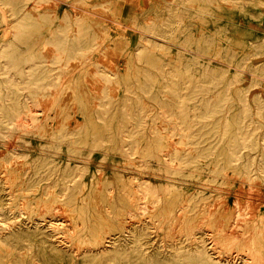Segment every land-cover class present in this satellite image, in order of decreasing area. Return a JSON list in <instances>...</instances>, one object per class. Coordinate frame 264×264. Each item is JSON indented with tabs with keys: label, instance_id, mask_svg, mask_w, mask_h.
I'll use <instances>...</instances> for the list:
<instances>
[{
	"label": "rangeland",
	"instance_id": "374dc122",
	"mask_svg": "<svg viewBox=\"0 0 264 264\" xmlns=\"http://www.w3.org/2000/svg\"><path fill=\"white\" fill-rule=\"evenodd\" d=\"M22 2V11L27 15L31 14V20L37 18L38 5L49 11L52 17L42 20L37 28L22 29L17 24L20 18L0 0V65L8 71L4 75H12L23 81V77L21 79L19 76L28 77L27 70L31 62H36L33 71L36 78L44 63L51 69V81L49 86L43 88L38 87L42 82L40 80L29 78L23 81L19 92L28 96L25 97L29 100L30 112L20 117L22 121L18 118L19 122L16 120L10 124L8 136L0 135L1 223L37 221L45 225L49 239L61 238L59 243L69 244L76 250V240H69L67 232H56L53 236L50 222L56 219L57 223L62 222L68 227L71 222L68 210L76 205H84L90 213L85 223L95 226L94 229L101 227L94 232V236L92 235L96 239L94 242L101 238L107 246L115 243L121 246L133 245L132 234L137 231L136 227L144 226L147 222L143 233H136L135 239L137 241L139 237L147 254L158 253L161 258H169L175 254L192 251L195 245L206 244L216 260L240 261L246 258L250 248L249 240L246 241L245 238L253 236L257 232V225L264 221V172L258 169L259 164L264 162V118L258 115L264 114V105L258 107L253 104L257 95L261 96L264 102V0H183V3L179 0ZM66 13H77L80 16L84 21L82 28L88 31L87 41L91 42L82 45L77 54L64 60L63 64L54 56L57 40L49 41L46 36L50 30L57 32L58 28L64 29L59 22L66 18ZM174 13L178 14L174 16L178 18V22L167 26L166 21L172 18ZM19 34L22 35L18 36ZM204 42L206 46L210 45L206 51L202 47ZM154 43L158 46L153 47ZM198 46L201 54L191 56L192 52L198 51ZM58 48L60 49V46ZM52 51L53 57H49ZM31 54L33 56H30ZM201 60L228 68L226 80L234 72L237 73L238 78L230 85L233 101L223 107L217 116L212 117L210 124L217 123V132L220 133L224 117L218 119V116L226 114V122L231 125L229 133L235 134L238 131L236 123H243L242 130L249 145L238 147L240 159L226 164L223 172L199 168L198 165L173 172L158 163V138L148 126L152 123L170 124L171 121L164 117L162 111L166 108L175 110L176 107L174 104L162 107V104L167 102L158 104L154 101L152 92L165 99L168 97L163 94L174 93L172 89L165 87L168 67L177 69L176 73L182 84H196ZM188 65L191 66V71L186 68ZM1 78L2 75L0 80ZM225 82L211 89L210 97L223 89ZM99 84L105 85L106 95L103 99L92 96L100 92ZM149 84L153 87L147 88ZM113 88L115 91L112 92ZM237 89L246 92L251 103L249 106L243 107L237 100ZM45 99H48L47 102L51 105L47 102L42 105ZM99 101L101 103L96 104ZM181 112L184 115L192 114L189 106L183 107ZM242 114L246 116H238ZM140 116L141 119H138ZM76 121L80 123L78 126L75 125ZM138 123L144 124L145 128L133 129V137L123 135L124 126ZM2 125L0 121V127ZM70 128L75 132L73 136L62 139L60 144L57 143L56 141L61 139L53 137V132L58 133ZM69 140L74 141L70 146L67 143ZM121 141H129L130 146L135 144L138 151L125 154L110 147ZM225 141L212 148L209 157L216 159L221 155L228 156V153L223 152L228 146ZM12 146L16 148L13 149ZM55 146L60 149L56 151ZM70 147L75 148L76 157L69 156ZM37 155L40 156L37 159L49 163L46 165L47 170L42 169V181L38 188L35 191L30 190V196L36 198L33 201L34 206L41 211L51 208L50 213L44 212L43 216L20 209L27 196L22 186L31 185L29 181L27 184L20 183L26 178L23 173L28 170L33 173V169L24 168L26 165L37 163ZM69 158L73 164L80 166L76 171V174L80 173V177L76 176L80 181L70 184L73 190L68 194L70 197L83 196L84 200L55 198L58 192L54 191L53 200L37 198L46 196L40 191L52 182L53 176L61 174L60 169L53 165L56 162L62 165ZM250 163L252 169L244 168L245 164ZM38 176L34 174L31 179ZM137 179L150 183L149 194L156 191L166 200L158 202L157 206L154 201L147 209L140 210L141 212L137 210L135 217L122 218L118 213L135 208L134 203L126 197V188L127 184ZM165 187L171 188V193H166ZM195 192L199 193L198 197L192 195L197 204L188 212L190 217L183 218L184 211L180 210L182 196ZM180 193H183L181 198L178 196ZM175 196L179 199H175ZM147 199L145 198V201ZM246 202L248 206L245 211L242 206L246 205ZM235 207L243 212L242 219L235 216ZM248 207L253 209L250 212L252 216L248 215ZM56 210L59 212H55ZM178 218L180 220L177 221ZM215 218H218L217 222ZM118 220L124 221L122 230ZM178 223L182 229L177 228ZM81 225L75 218L71 231H85ZM126 227L133 228V231H126ZM32 239L38 247L39 236L33 235ZM243 239L244 241L240 242ZM3 247L5 249L0 248V264H38L24 254L25 247L22 242L10 243ZM78 262L112 264L99 259Z\"/></svg>",
	"mask_w": 264,
	"mask_h": 264
},
{
	"label": "bare ground",
	"instance_id": "6f19581e",
	"mask_svg": "<svg viewBox=\"0 0 264 264\" xmlns=\"http://www.w3.org/2000/svg\"><path fill=\"white\" fill-rule=\"evenodd\" d=\"M1 1L10 10H12L13 14L16 15V17L20 18V20L17 21V24H18L19 28H22V29H24V28H37L38 25H41L42 20H47L49 17H52V15L50 14L49 11L43 9V7L41 5H38L36 7L37 8V18L31 20L30 16H32V15L31 14L27 15L26 13H24V11H22V7L24 5L22 0H1ZM179 2L183 3V0H179ZM73 7L75 8V6H73ZM83 10H85V9H83ZM73 11H76V10H73ZM177 15L178 14H176V13L172 14V18H168V20L166 21V25L171 26L173 24H176L178 22V18L174 17V16H177ZM64 16L66 18L62 22H59L60 25L64 26V29L61 30L60 28H58L57 32L50 30L49 34L46 36L49 41H51V39L57 40L58 45L56 47L54 56L56 58H58V61H60V63H63V64H65L63 62L64 60H66L67 58H71L74 55H76L78 52L77 50H79L82 45H88L91 42V41H87L88 31L86 28H82L84 25V21L80 18V16L77 13H75V14L66 13ZM70 27H73V28H70ZM15 34H17V33H15ZM20 35H22V34H19L18 36H20ZM53 36H54V38H53ZM58 46H60L61 50L58 48ZM157 46H158V44L154 43L153 47H157ZM202 47L205 48L204 51H206L210 48V45L206 46V43L204 42ZM197 49H198V51L196 53L192 52L191 56H197V55L201 54L200 53L201 50H199V46L197 47ZM53 51L50 53L49 57H51V56L53 57ZM3 53L5 55L4 51H3ZM222 55H223V53H222ZM226 55L227 54L225 53L224 56H226ZM30 56H33V54H31ZM97 60L99 61V59H97ZM35 63L36 62H31V65L28 67V69H29V70H27V71H29L28 77H24L23 75H20L19 77L21 79L23 77V81H27L29 78H33V79H37V80L42 81L38 85V87H40V88L49 86L50 81H51V74L49 72L51 69L48 68V66H46L43 63V65L39 69V74H37V78H36V75L34 76V74H33ZM241 63L244 64L246 62H241ZM25 67H27V66H25ZM199 67H200L199 68L200 73H199L198 82H196V84H190V85L182 84V82H180V79L178 78V75L176 73L177 69L168 67V69L166 70L167 74L165 76V80H166L165 87L172 89L174 91V93L163 94L165 97H168L167 99H165V98L159 97L157 93L152 92V96L155 99L154 101H156L158 104H161V102H167L165 105L163 103L162 107L163 106L167 107V106L172 105V104H174L176 107L175 110H170V109L166 108V109H163V111H162V114L164 115V117L168 118L171 121L170 124L166 125V124L152 123L150 126H148V128L150 130H152V132H154L155 136L158 138L157 142H158L159 147L157 148V150L158 151L160 150V154L157 156L158 163H160L164 167H167L169 170H171L173 172H176L179 169H185L187 166L194 167L195 165H198L199 168H209L211 170H214L215 172H223L226 169V164H232L237 159H240V156H239L240 148H238V147L249 145L247 142V139H245V137H244L245 136L244 130H242L244 127L243 123H240V122L236 123L237 127H238V131L235 134L229 133L230 132L229 128L231 125H229L226 122V114H223V115L219 114V116H218V119L221 118V116L224 117L223 118L224 122L222 123L223 129L221 130L220 133L217 132V130H218L217 123L210 124V120L212 119V117L217 116L218 113H220L222 111L223 107H225L226 105H229L233 101V98H232L233 94L230 92V89H231L230 85L238 78L237 73L234 72L226 80L227 73L229 70H228V68H226L224 66H219V65H216L213 63H209L206 60L205 61L201 60L199 62ZM186 68L189 71L192 70L191 66H189V65L186 66ZM111 69H112V66H111ZM90 71L92 72L93 70L90 69ZM234 71H237V70H234ZM7 72L8 71L6 70V68L0 65V76L2 75V78L0 80V121H2V123H3L2 127H0L1 137H6L9 135V133H10L9 128H11L10 124H12L18 118H19L18 119L19 121H20V119L22 121V118H20V117L22 115H26V114L28 115L30 112L29 102H28L29 100L26 98L28 96L21 95L19 92V90L23 87L22 86L23 81L20 79L18 80L17 77H14L12 75H4ZM86 78H87V76H86ZM225 80H226V82H225ZM169 81L171 82L170 84L168 83ZM63 82H64V80H63ZM223 82H225V87L223 89H221L218 93H216L214 96L210 97L209 91L213 88H216L218 85L222 84ZM90 87H92V86L90 85ZM152 87L153 86L151 84H149V86L147 85V88H152ZM114 88H113L112 92L115 91ZM98 90H100V92ZM98 90H97L98 93H95L92 96H95L97 99H103L106 95L105 85L101 84L100 86H98ZM236 91H237L236 92V98L240 102V104L243 107L249 106L251 103H249V101H248L246 92H243L239 89H237ZM109 93H111V92H109ZM68 95H66V96H68ZM112 95H113V93H112ZM65 98H68V97H65ZM170 99H172V100H170ZM69 100H70V98H69ZM47 101H49V100L47 99ZM47 101H46V99H45V101H42V105H44L43 102L46 103ZM67 101L68 100H66L64 102H67ZM40 103H41V99H40ZM51 103H52V101H51ZM99 103H101V101L96 102V104H99ZM253 104L257 105L258 107L263 106L264 102L261 99V96H258V95L255 96ZM48 105H51V104L48 103ZM64 105H65V103H64ZM185 106L190 107V111H192V114H188V115L182 114L181 110ZM73 109H74V107H73ZM44 115H45V112H44ZM258 115L262 116L264 118V114H258ZM155 116H157V115H155ZM238 116L243 118L246 115L242 114V115H238ZM141 117L142 116H140L138 119H141ZM43 118H44V116H43ZM76 123H77V124H75L76 126H78L80 124L77 121H76ZM76 126H75V128H77ZM56 128H57V126H56ZM139 128L144 129L145 125L138 123V124H131L129 126H124L125 131H123V135L125 137H133L135 135V132L133 129H139ZM27 129H29V128H27ZM74 133L75 132L73 131V128H70L68 130H63V131H60L58 133L53 132V137H56L57 139H61V141L60 140L56 141L57 143L60 144L63 142L62 139H66L70 136H73ZM224 141L228 143V146L225 150H223V152L228 153L227 154L228 156L225 157V156H222L220 154L221 156L217 157L216 159H212L211 157H209V153L212 152V148H214L216 146L218 147ZM67 143H69V146H70V145H72V143H74V141L69 140ZM129 144H130L129 141H121L120 143L112 144L110 147H112V149H115V150H120V151L124 152L125 154H132V153L138 151L137 146H135V144L132 143V146H130ZM167 146H169V148H167ZM15 148L16 147L14 146L13 149H15ZM6 149H8V148H6ZM56 149L59 150L60 148L58 146H55V150ZM2 152H4V150ZM68 152H69L68 153L69 156L76 157L75 148H73V147L68 148ZM39 157L40 156L37 155L35 159H37ZM36 161H37V163L31 164V165H26L24 168V169H29V168L33 169V173H31V171H29V170L27 172L23 173L26 175V178H25V180H21L20 183L27 184L29 181L31 185L26 186V187L22 186L23 187L22 190L24 193H26L27 196H25L26 202L22 203L20 209L27 210L31 213L36 214V215L43 216V215H45V213L46 214L50 213L51 208H47L45 211H43V210L41 211L39 208L34 206L33 201L36 198L30 196V190L35 191L38 188L39 183L42 181V177H41V173L43 171L42 169L47 170L48 167H46V165L49 163H48V161H43V160H39V159H37ZM71 161H72V159L69 158L62 165L59 164L58 162H56L53 165V167H57L58 169H60L61 174H57L56 176H53V180H52L53 184H52V182L49 184H46L44 186L43 190L40 191L41 193L45 194L46 196L41 195L37 198L41 199L42 197H45L43 200H53V192L52 191L58 192L57 195L54 196L55 198L56 197H60V198L70 197L68 193L73 190L72 186H70V184L71 183H77L80 181V178H76V176L80 177L79 172L76 174V171L78 170V168L80 166H78V164H73ZM244 168L252 169L251 163L249 165L245 164ZM259 168L261 169V171L264 172V162L259 164L258 169ZM34 174H38L39 175L38 178L31 179ZM47 175L49 177V174H47ZM165 176H167V175H165ZM48 177H46V178H48ZM148 184H150L148 181L140 180V179H137L134 181L132 180L129 184H127L128 186L126 188V195H127L126 197L134 203L135 208H134V210L128 209V210H124V211H122L120 209L122 212L118 213V214H120L122 218H124V217H135L138 213L137 210H139V212H141V211L147 209L149 204L154 202V201H155V206H157L158 202H160V201L164 202L166 200L165 197H163V196L161 197V195L159 193H157L156 191L152 192L154 194H149V192H148L149 185ZM165 189H166V193H171V191H172L171 188H168V187H165ZM96 193L97 192H95V194ZM196 193L197 192H195L193 194H189V195L184 194L182 196V200H181L182 202L180 203V210L184 211V212H182L185 214L183 218L190 217L188 212H190L194 208V205L197 204V202L196 203L194 202L193 197H192V195H194L195 197L196 196L198 197L199 193H197V194ZM182 194L180 193V194H178V196H180V198H181ZM70 198H72L75 201H77L78 199H80L81 201L84 200L83 196H79V197L73 196ZM145 198H148L147 201H145ZM96 199H98V198H96ZM175 199H179V198H177L175 196ZM96 201H98V200H96ZM220 202H221V199H220ZM212 205H214V204H212ZM45 206H47V205H45ZM215 206H216V203L214 205V208H215ZM241 206H239V207H241ZM247 206H248V203L246 205L242 206L243 210L245 209V211H246ZM55 207L56 206H53V208H55ZM251 207L253 208L252 205H251ZM212 209H213V206H212ZM248 209H249V207H248ZM251 209H249L250 210V211H248L249 213L251 212ZM235 210H237L236 207H235ZM57 211L59 212V210H56L55 212H57ZM179 212H178V214H179ZM220 214H221V211H220ZM246 214H248V213H246ZM68 215L71 218V220H70L71 222L68 225V227L63 225L64 223H62V222L57 223L56 219H53V221L51 220V222H50V226H52V227H50V229L53 230V236L55 235L56 232H67L69 235V240H76V242L74 241L76 244V250L72 249V246L69 244L66 245L64 243H59L61 238L60 239L53 238V240L49 239L50 235H48L47 229H45V225H41L37 221L20 222V223L14 222V223H10V224H8L6 222L1 223V221H0V248L5 249V247H3L5 245H10V243L22 242V245L25 247L24 254L27 255L28 257H30V259L32 261H35L38 264H79L78 261H80V260H83V261L94 260L95 261L98 259L99 260H105V262L106 261L112 262V264H264V221H262L259 225H257L258 226L257 232H255L253 236H251L249 238L244 237L245 240L246 239L249 240L248 241V248H250V253L247 254L246 258H243L240 261H237V260H233V259L216 260L213 256V254L211 252H209V249H208L206 244L195 245L194 250L179 253L178 255L175 254L174 256H171L169 258H161V256L158 253L147 254L144 251V249L142 248V244H141L139 237H138L137 241L135 240L136 236H137L136 233L140 232L139 235L141 233H143V231L147 227V222H145L144 226H139L138 228L136 227L137 231L132 234L133 245L128 246L127 244H124L123 246H121V245L115 243V244H112V246H107V245L103 244L101 238L97 242L93 241V240H96L93 237L94 232H97L99 229H101V227L98 229H94L95 226H90L89 224L85 223V221L87 220L90 213L88 212L87 209H85L84 205H76L73 207V209H69ZM167 215H168V212H167ZM242 215H243V212L238 209L235 216L238 219H242ZM248 215L252 216L251 213ZM253 216H254V213H253ZM75 218L78 219V221L82 223L81 226L85 229V231L80 232L77 229L71 231L72 225L75 222ZM243 219H244V217H243ZM178 220H180V219L178 218L177 221ZM217 220H218V218L216 219V222H217ZM118 221L121 223L119 227L122 230L124 228L123 227L124 221H121V220H118ZM163 222H164V220H163ZM179 223H181V222H179ZM179 223H178V225H179ZM182 224L183 223H181V225ZM131 227H128V228L126 227L127 228L126 231H128V232L133 231V228H131ZM179 227H181V226L179 225L177 228H179ZM197 227L202 228L200 226H197ZM234 227H233V229H234ZM194 228H196V227H194ZM181 229H182V227H181ZM190 229H191V232L193 233L192 226H190ZM173 230H174V228H173ZM216 230H218V229H216ZM232 232H233V230H232ZM232 232H230V233H232ZM236 234H235V236H236ZM33 235L39 236L40 245L38 247H36L35 242H33V239H32ZM230 236H231V234H230ZM97 237H101V236H97ZM229 239H231V238L229 237ZM201 240H203L202 236H201ZM225 240H228V239H225ZM11 241H15V242H11ZM243 241H244V239L240 242H243Z\"/></svg>",
	"mask_w": 264,
	"mask_h": 264
}]
</instances>
